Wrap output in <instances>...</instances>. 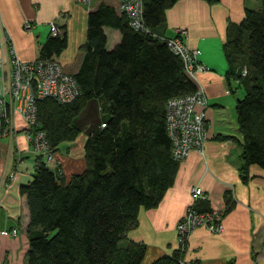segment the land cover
<instances>
[{
  "label": "trees",
  "instance_id": "16d2710c",
  "mask_svg": "<svg viewBox=\"0 0 264 264\" xmlns=\"http://www.w3.org/2000/svg\"><path fill=\"white\" fill-rule=\"evenodd\" d=\"M178 1L144 0L150 33L132 29L125 15L101 4L89 14L85 58L74 75L81 94L64 104L52 98L38 101L39 129L54 154L81 134L75 120L89 101L101 102L106 127L85 143L84 172L67 179L63 170L41 163L33 180L21 188L31 217L27 264H142L147 247L128 239V232L142 209L159 206L181 163L172 156L166 103L197 89L185 75L181 58L155 37L163 36L167 10ZM260 1V10L247 9L242 23L229 27L223 46L227 75L245 93L236 107L243 173L252 165L264 169V0ZM105 27L123 36L112 51L107 50ZM60 28L62 35L49 36L39 59H54L66 49L67 35ZM199 209L210 210L204 203ZM184 257L177 249L153 264H181Z\"/></svg>",
  "mask_w": 264,
  "mask_h": 264
},
{
  "label": "crops",
  "instance_id": "0c3cea01",
  "mask_svg": "<svg viewBox=\"0 0 264 264\" xmlns=\"http://www.w3.org/2000/svg\"><path fill=\"white\" fill-rule=\"evenodd\" d=\"M93 2L88 6L75 0H0V59L6 56V33L20 59L38 60L51 32L36 36L25 25L35 22L40 29L56 22L64 27L67 47L54 59L68 74L76 75L85 58L83 46L87 42L90 12L105 3L120 13L117 0H102L95 5ZM261 8L256 0H179L167 10L160 34L173 38L180 30H186L187 46L198 51L199 62L208 69L199 73L198 79L209 103L206 109L209 139L204 154L192 151L180 163L175 183L159 206L142 209L137 225L128 232V239L147 247L142 264H153L178 249V225L192 203L194 186H200L206 193L205 206L224 212V232L217 234L199 227L190 237L186 259L201 264H264V169L252 165L248 172H242L243 137L236 107L244 96L236 99L231 96L242 89H237L236 82L227 75L229 65L223 47L229 27L241 24L247 9ZM76 16L80 17L83 40L76 41L71 49ZM104 30L107 50L112 51L122 42V33L109 27ZM105 120L98 99L89 101L75 120L81 134L75 141L63 143L53 158L54 167L60 162L67 179L86 169L85 143ZM37 162L23 131L19 130L12 140L0 141V264H26L31 217L21 188L33 180ZM13 229L18 230L16 237L7 234Z\"/></svg>",
  "mask_w": 264,
  "mask_h": 264
},
{
  "label": "built area",
  "instance_id": "2783aa9c",
  "mask_svg": "<svg viewBox=\"0 0 264 264\" xmlns=\"http://www.w3.org/2000/svg\"><path fill=\"white\" fill-rule=\"evenodd\" d=\"M84 5H90L92 0H75ZM120 14L126 15L132 29L150 33L145 21L144 0H117ZM27 30L33 26L25 25ZM52 36L62 35V30L56 22L50 23ZM188 33L180 30L173 38L155 36L165 42L169 49L183 62L185 75L196 84L197 89L189 95L170 98L166 103L167 132L172 141V156L182 162L192 151L204 154L205 145L209 139L206 109L208 98L204 87L200 84L198 74L208 69L199 62L198 51L189 48L185 42ZM6 56L0 59V141L12 140L19 130L23 131L29 142L32 153L41 157L36 168L44 163L54 168V153L47 135L39 129V100L52 98L60 103H70L81 94L74 76L68 74L57 59L24 61L19 58L15 45L8 34H4ZM248 69H242L246 76ZM18 119H20L21 124ZM102 127H106L103 123ZM46 160V161H45ZM192 203L185 217L178 225V249L185 255L189 250L191 235L199 227H207L211 232L221 234L224 212L210 209L201 211L200 204L206 202L207 195L200 186L192 188ZM16 237L17 230H11ZM181 264H201L195 260L182 259Z\"/></svg>",
  "mask_w": 264,
  "mask_h": 264
},
{
  "label": "rangeland",
  "instance_id": "374dc122",
  "mask_svg": "<svg viewBox=\"0 0 264 264\" xmlns=\"http://www.w3.org/2000/svg\"><path fill=\"white\" fill-rule=\"evenodd\" d=\"M99 1H102V0H94V2L92 3V4H96L97 2H99ZM257 1V3H258V5H262V3H261V1L260 0H256ZM81 4V3H80ZM82 5H84V4H82ZM88 6H89V4H88ZM249 6H251V5H249ZM15 7L17 8L18 6L17 5H15ZM253 8H255V7H252L251 9H253ZM126 16V15H125ZM127 18V17H126ZM128 19V18H127ZM33 25V28L31 29V31H34V34L37 36V35H41L43 32H44V34H46V32H49L50 33V25H48L47 26V28H40V29H38V27H36L37 26V24H35V22H33L32 23ZM36 25V26H35ZM81 21H80V17H78V16H76V17H74V20H73V28H72V30H71V33L73 34V36L70 38V48L71 49H73V48H75V42L76 41H78L79 42V40L81 39V40H83L82 39V37L80 36V33H81ZM1 32H3V29L1 28ZM73 40V41H72ZM80 43V42H79ZM78 43V44H79ZM73 76V75H72ZM75 78V77H74ZM243 90V89H242ZM242 90H237V92H236V94L235 95H232L231 94V96L232 97H234V99H236L235 97H243L244 96V93H243V91ZM63 146V145H62ZM62 148H64V147H62ZM57 164L59 165V166H57V167H54L55 168V170H58L60 173H62V170H63V168H62V166H61V163L60 162H57ZM53 168V169H54ZM7 234H9L10 236H12L11 235V233H7ZM26 264H27V261H26Z\"/></svg>",
  "mask_w": 264,
  "mask_h": 264
},
{
  "label": "bare ground",
  "instance_id": "6f19581e",
  "mask_svg": "<svg viewBox=\"0 0 264 264\" xmlns=\"http://www.w3.org/2000/svg\"><path fill=\"white\" fill-rule=\"evenodd\" d=\"M13 230H17V229H13ZM18 231V230H17ZM18 235V234H17ZM185 259H186V256H185Z\"/></svg>",
  "mask_w": 264,
  "mask_h": 264
}]
</instances>
